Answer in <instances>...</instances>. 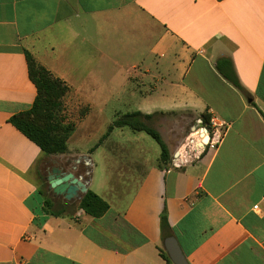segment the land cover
Masks as SVG:
<instances>
[{"label": "crops", "instance_id": "0c3cea01", "mask_svg": "<svg viewBox=\"0 0 264 264\" xmlns=\"http://www.w3.org/2000/svg\"><path fill=\"white\" fill-rule=\"evenodd\" d=\"M25 52L68 88L65 155L45 156L9 123L36 96ZM111 96L133 99L126 114L182 118L189 134L173 148L152 127L169 163L143 137L120 142L116 157L111 133L128 127L69 148ZM202 115L218 125L211 144L193 141L180 163ZM39 161L72 173L108 211L92 218L78 197H59L76 207L46 214ZM163 214L188 264H264V0H0V264H172Z\"/></svg>", "mask_w": 264, "mask_h": 264}, {"label": "trees", "instance_id": "16d2710c", "mask_svg": "<svg viewBox=\"0 0 264 264\" xmlns=\"http://www.w3.org/2000/svg\"><path fill=\"white\" fill-rule=\"evenodd\" d=\"M28 78L35 87L36 96L31 108L23 113L14 115L9 123L24 137L34 143L45 156H61L67 153V140L73 129L65 125L61 115L62 98L67 94L68 88L57 78H54L45 68L37 64L27 53H24ZM227 62L219 61L216 65L221 76L235 89L240 90L234 74H226L221 69L226 68ZM152 120L150 115L139 113L126 114L114 121L107 129V136L113 128L128 127L134 132H144L152 138L160 149L159 161L162 164L170 162L168 148L158 132L146 126L143 121ZM203 124H209V118L202 115ZM78 209L92 218H100L108 211V205L95 194L87 191L78 204ZM43 210L48 215H60V209H55L53 203L44 199ZM160 233L162 239L170 237V228L163 214L160 218ZM162 255V254H161ZM162 258L171 263L166 255Z\"/></svg>", "mask_w": 264, "mask_h": 264}, {"label": "rangeland", "instance_id": "374dc122", "mask_svg": "<svg viewBox=\"0 0 264 264\" xmlns=\"http://www.w3.org/2000/svg\"><path fill=\"white\" fill-rule=\"evenodd\" d=\"M105 102V107L103 108V114H94V117L97 118V121H94V125H89L85 124L77 134H75V137L73 140L70 141L69 148L73 150L74 148L77 149V151L80 152H85L87 150H90L96 144L98 143V140L102 135L106 134L108 126L116 121L118 118L126 115V110L128 105L125 104V102H129L133 99H119L117 97L111 96L110 98L103 99ZM125 101V102H124ZM74 118H78L84 116V113L82 112L79 115H73ZM181 118V117H180ZM179 118V122L174 121V117H164V116H158L156 115L153 120L146 122L143 121L146 126L148 127H153L157 131H160L164 135V139L166 142L173 148L180 142H183L186 140L188 136V128L186 129L183 125L182 118ZM102 123V130L98 129L99 124ZM65 125H69L74 129V123L71 121L70 123H67ZM193 130L192 136L193 139H191L189 142H187V145L185 149L182 150V152H178V156L174 157L175 160H180L181 162H187L186 159H189L188 157H185L187 154V150L189 147L191 149L194 148V144L197 146H201L202 144H207L209 143V138L211 137V131L210 128L207 127V125L203 123H192L190 126ZM77 135V136H76ZM133 137H143L148 141L149 145L153 147L154 149L160 150L156 142L147 136L145 133L141 134H135L133 133L129 128H123V129H114L111 133L110 139L111 142L107 144V148H110L112 152L115 153L116 157L120 156L119 150H117V146L119 145L120 142L127 140L128 138ZM127 138V139H126ZM207 140V141H206ZM209 140V141H208ZM205 141V142H204ZM203 142V143H202ZM201 144V145H200ZM135 146V144H132ZM175 152V153H176ZM175 155V154H174ZM51 163L50 162H45L43 163L42 161H39L34 165L33 168V173H36V179L38 182V186L42 194L44 195L45 199L50 200L57 209L61 208H67V209H73V207L76 205L75 203L71 204V206L64 205L62 204V199L59 198V196H54L51 191L48 189V183H47V176L50 174L51 171ZM81 172V175H84L85 172ZM83 172V173H82ZM77 175H80L78 172L76 173ZM76 207V206H75Z\"/></svg>", "mask_w": 264, "mask_h": 264}, {"label": "water", "instance_id": "95a60500", "mask_svg": "<svg viewBox=\"0 0 264 264\" xmlns=\"http://www.w3.org/2000/svg\"><path fill=\"white\" fill-rule=\"evenodd\" d=\"M178 156V152L174 157ZM48 189L54 196L62 197L71 201L78 197L82 199L87 192L86 186L72 173L62 174L60 170L54 169L47 176ZM163 248L172 264H188L182 255L178 244L173 237H168L163 242Z\"/></svg>", "mask_w": 264, "mask_h": 264}, {"label": "built area", "instance_id": "2783aa9c", "mask_svg": "<svg viewBox=\"0 0 264 264\" xmlns=\"http://www.w3.org/2000/svg\"><path fill=\"white\" fill-rule=\"evenodd\" d=\"M207 127H209L210 129L211 128H213V129H216L217 127H218V125L214 122V120H210L209 121V124L207 125ZM211 131V130H210ZM215 133L216 132H211V137L209 138V143L211 144V141H212V139H213V137H214V135H215ZM219 138V135H218V137H217V139Z\"/></svg>", "mask_w": 264, "mask_h": 264}, {"label": "bare ground", "instance_id": "6f19581e", "mask_svg": "<svg viewBox=\"0 0 264 264\" xmlns=\"http://www.w3.org/2000/svg\"><path fill=\"white\" fill-rule=\"evenodd\" d=\"M201 145V144H200Z\"/></svg>", "mask_w": 264, "mask_h": 264}]
</instances>
